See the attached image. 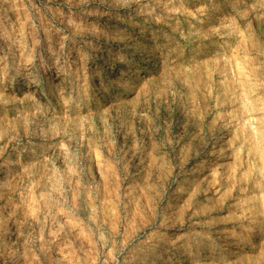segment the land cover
<instances>
[{
    "label": "rangeland",
    "instance_id": "374dc122",
    "mask_svg": "<svg viewBox=\"0 0 264 264\" xmlns=\"http://www.w3.org/2000/svg\"><path fill=\"white\" fill-rule=\"evenodd\" d=\"M0 264H264V0H0Z\"/></svg>",
    "mask_w": 264,
    "mask_h": 264
},
{
    "label": "bare ground",
    "instance_id": "6f19581e",
    "mask_svg": "<svg viewBox=\"0 0 264 264\" xmlns=\"http://www.w3.org/2000/svg\"><path fill=\"white\" fill-rule=\"evenodd\" d=\"M118 23L123 24L124 22H122V21H118ZM118 57H119V55H117V56L114 57V58H118ZM112 61H113V60H112ZM28 70H30V69H28ZM29 74H30V72L27 71V72H25V75H24V76H23V75H18V76H11V77H12V79L15 78L13 81H16V82H18V83H21V82L24 81V79H28V78H29ZM29 79H30V78H29ZM30 84H31V83H28V87L30 86ZM63 111L66 112L67 109L64 108Z\"/></svg>",
    "mask_w": 264,
    "mask_h": 264
}]
</instances>
